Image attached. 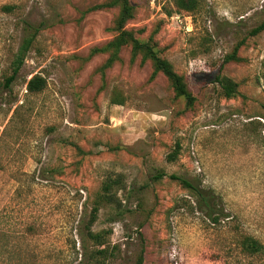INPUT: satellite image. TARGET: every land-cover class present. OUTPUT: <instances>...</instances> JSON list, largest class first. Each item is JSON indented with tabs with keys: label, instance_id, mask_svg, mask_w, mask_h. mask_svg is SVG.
Masks as SVG:
<instances>
[{
	"label": "rangeland",
	"instance_id": "rangeland-1",
	"mask_svg": "<svg viewBox=\"0 0 264 264\" xmlns=\"http://www.w3.org/2000/svg\"><path fill=\"white\" fill-rule=\"evenodd\" d=\"M113 1L0 0V264L87 258L86 224L106 184L110 204L92 227L110 233L102 264H264L242 247L246 237L264 246V32L251 36L264 0H195L191 12L129 0L125 30L184 77L192 106L164 75L151 80L152 62L132 46L104 68L111 53L97 50L119 36L121 7H99ZM37 75L47 85L31 94ZM218 76L237 96L225 97ZM171 175L209 192L220 221Z\"/></svg>",
	"mask_w": 264,
	"mask_h": 264
},
{
	"label": "trees",
	"instance_id": "trees-1",
	"mask_svg": "<svg viewBox=\"0 0 264 264\" xmlns=\"http://www.w3.org/2000/svg\"><path fill=\"white\" fill-rule=\"evenodd\" d=\"M118 5L121 7V11L116 27L117 31L119 32V36L104 49L97 50L98 52L111 53L104 68H111L115 62L119 61V53L123 47L132 46L133 53L135 56L138 55L143 56L142 64H145L148 61L152 62L154 70L151 76V80H154L159 74L164 75L169 80L172 87L174 88L177 97L185 98L187 100L188 105L192 106L195 101V98L189 92L184 77L179 75L174 70L170 62H168L165 59H162L159 56L158 52L155 50L154 45H152L150 42L143 43L139 41L135 37L134 32L125 30L127 23L134 18L135 7L130 3V1L114 0L112 3L100 6L99 8L114 7ZM177 5L179 6L180 9L191 12L196 8L197 3L195 0H178ZM262 32H264V22L251 32V36H257ZM34 40H35V35L30 36L26 38L23 41L22 45L20 46L15 56V60L12 63V74L5 80V87L7 89H10L13 86V84L16 82L18 75L20 74L25 64L26 57L34 43ZM150 41L152 42V39H150ZM243 44L244 41H242L236 46L233 54L227 57L226 62L238 60L237 55ZM217 82L223 88L224 95L226 98L232 99L235 96H237L238 85L236 83L222 76L217 77ZM46 85H47L46 79L43 78L42 76L37 75L28 82L27 90L31 94H37L42 92L46 88ZM178 148L180 147L178 146ZM179 150L180 149L173 152L169 156L168 159L170 162H173L177 159L180 152ZM164 177H166V174L164 172H159L156 175V180H162ZM170 179L179 182L185 189L191 191L197 199L199 208L202 211L206 212L209 218H211L215 223H218L220 221V215L218 211L215 210L211 205V201L213 200V197L209 192H206L205 190L201 189L193 182L185 178H182L180 176L171 175ZM111 188L112 187L109 184L103 186L98 201L95 203L91 211L90 219L86 224V230H87V239L91 243L92 249L89 250L87 258H84L82 256V260L80 261L79 264H86V263L102 264V262L105 260V258L108 255L109 249H108L107 237L109 236L110 233L106 231L95 233L92 230V227L94 226V224L98 219L100 207L105 204H110ZM80 234L81 236H83L82 232H80ZM242 247L247 254L264 255V246L255 238L246 237V239L242 243Z\"/></svg>",
	"mask_w": 264,
	"mask_h": 264
}]
</instances>
